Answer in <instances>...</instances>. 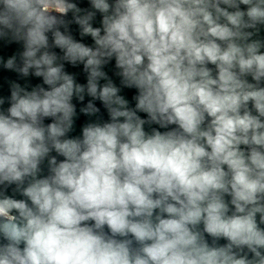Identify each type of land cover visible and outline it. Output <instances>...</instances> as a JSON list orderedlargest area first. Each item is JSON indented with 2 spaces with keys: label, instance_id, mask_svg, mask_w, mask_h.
Instances as JSON below:
<instances>
[{
  "label": "clouds",
  "instance_id": "clouds-1",
  "mask_svg": "<svg viewBox=\"0 0 264 264\" xmlns=\"http://www.w3.org/2000/svg\"><path fill=\"white\" fill-rule=\"evenodd\" d=\"M0 44V264H264V0H0Z\"/></svg>",
  "mask_w": 264,
  "mask_h": 264
},
{
  "label": "water",
  "instance_id": "water-1",
  "mask_svg": "<svg viewBox=\"0 0 264 264\" xmlns=\"http://www.w3.org/2000/svg\"><path fill=\"white\" fill-rule=\"evenodd\" d=\"M16 48H17L16 45L6 47L3 44H0V56H3L6 58V57L12 55L13 52L16 50ZM14 79H17V77L14 73L5 71L2 68H0V95H8L9 94L7 81L8 80H14ZM20 82L23 83V81H20ZM35 82L36 81L33 80V83H35ZM133 92H134V90L128 91L126 94L130 98L131 95L133 94ZM105 118H107V117L105 116Z\"/></svg>",
  "mask_w": 264,
  "mask_h": 264
}]
</instances>
